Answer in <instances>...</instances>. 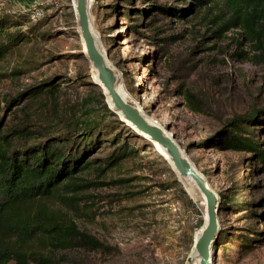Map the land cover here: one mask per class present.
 Wrapping results in <instances>:
<instances>
[{
  "label": "rangeland",
  "instance_id": "1",
  "mask_svg": "<svg viewBox=\"0 0 264 264\" xmlns=\"http://www.w3.org/2000/svg\"><path fill=\"white\" fill-rule=\"evenodd\" d=\"M88 3L93 33L127 101L176 137L221 198L226 249H214L213 264H264V167L254 153L222 143L232 120L258 117L264 123V65L240 58L250 47L238 29L214 35L213 10L194 11L192 0ZM36 9L40 15L32 17ZM182 9L187 11L179 16ZM0 14L23 22L18 28L28 35L0 62V115L10 97L48 80L61 87L43 98L56 105L37 129L75 110L78 117L93 112V136L78 138H87L85 147L95 144L86 156L92 166L78 175L92 187L78 205L50 206L68 213L101 247L55 250L38 239L32 247L51 264H198L193 247L207 224L206 201L157 144L106 113V91L94 83L74 1L0 0ZM255 124L244 125L243 135L264 148V125ZM121 144L131 156L109 162Z\"/></svg>",
  "mask_w": 264,
  "mask_h": 264
},
{
  "label": "trees",
  "instance_id": "2",
  "mask_svg": "<svg viewBox=\"0 0 264 264\" xmlns=\"http://www.w3.org/2000/svg\"><path fill=\"white\" fill-rule=\"evenodd\" d=\"M192 1L194 4L189 6L194 11L213 10L210 23L218 28L214 35L238 29L242 42L250 47L240 58L252 65H264V0ZM186 11L182 9L177 14L183 16ZM21 23L11 15L0 14V62L28 37L27 32L18 28ZM60 87L49 80L30 86L6 100L8 113L0 115V264H51L52 260L32 247L35 239L55 250L79 245L101 247L97 239L79 229L68 213L50 206L55 201L78 205L80 194L92 187L78 175L92 166L86 156L95 144L85 147L84 140L93 136V112L87 110L78 117L75 110L66 118L56 116L42 130L36 128L46 122L45 116L53 108L50 106L56 105L43 98L56 96ZM102 98L106 113L117 116L103 93ZM108 100L113 106L109 97ZM257 120L258 117L232 120L224 130L222 143L229 150L254 153L264 167V148L254 137L243 135L244 125H264ZM81 135L87 138L78 140ZM127 152V146L121 144L109 162L127 159L131 156ZM225 247L221 229L214 249Z\"/></svg>",
  "mask_w": 264,
  "mask_h": 264
},
{
  "label": "water",
  "instance_id": "3",
  "mask_svg": "<svg viewBox=\"0 0 264 264\" xmlns=\"http://www.w3.org/2000/svg\"><path fill=\"white\" fill-rule=\"evenodd\" d=\"M76 19L81 31L85 53L92 68L97 73L94 83L102 86L103 94L108 103V97L113 103L110 108L119 119L136 132L148 135L151 140L158 142L169 158L174 162V170L182 178L191 180L206 201L207 224L201 236L194 242L193 253L197 254L199 264H213L215 259L214 245L219 237L221 228L219 223L220 196L211 188L199 168L193 164L184 152L176 137L156 121L146 120L139 107L127 101L119 90V76L102 51L99 39L91 26V15L88 0H73Z\"/></svg>",
  "mask_w": 264,
  "mask_h": 264
},
{
  "label": "bare ground",
  "instance_id": "4",
  "mask_svg": "<svg viewBox=\"0 0 264 264\" xmlns=\"http://www.w3.org/2000/svg\"><path fill=\"white\" fill-rule=\"evenodd\" d=\"M94 35H95V38L96 39H99L98 38V34H97V32H94ZM119 90H120V92L122 93V95L126 98V92L124 91V89L123 88H119ZM128 95V94H127ZM129 98V97H128ZM112 105H113V103H112ZM142 114H143V116L146 118V120L147 121H149V122H155L154 120H152L149 116H147L146 114H144L143 112H142ZM144 137H146V138H148V139H150L149 138V136L148 135H145V134H142ZM151 140V139H150ZM151 141H153L155 144H157L159 147H160V149L167 155V153L163 150V148H162V146L158 143V142H156V141H154V140H151ZM168 156V155H167ZM169 157V156H168ZM171 160V159H170ZM171 162V164L173 165V167H174V162L171 160L170 161ZM186 180H188L189 181V184L192 186V187H194V186H196L191 180H189V179H186ZM201 234L202 233H200V234H198L197 235V237H196V240L201 236ZM197 258H198V256H197ZM198 264H199V260H198Z\"/></svg>",
  "mask_w": 264,
  "mask_h": 264
},
{
  "label": "built area",
  "instance_id": "5",
  "mask_svg": "<svg viewBox=\"0 0 264 264\" xmlns=\"http://www.w3.org/2000/svg\"><path fill=\"white\" fill-rule=\"evenodd\" d=\"M39 15H40V11H39V9H36V11L33 13L32 17H36V16H39Z\"/></svg>",
  "mask_w": 264,
  "mask_h": 264
}]
</instances>
